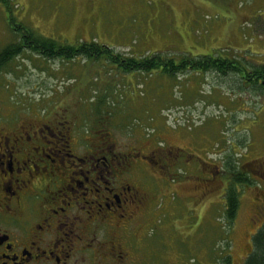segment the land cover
Wrapping results in <instances>:
<instances>
[{"label": "rangeland", "instance_id": "obj_1", "mask_svg": "<svg viewBox=\"0 0 264 264\" xmlns=\"http://www.w3.org/2000/svg\"><path fill=\"white\" fill-rule=\"evenodd\" d=\"M10 16L41 36L67 43L94 41L127 56L215 53L247 61L248 67L264 64V0H0V49L19 41ZM240 80L235 72L126 73L106 59L48 58L24 50L0 68V104L23 115L60 113L76 129H110L124 148L145 144L176 153L182 147L194 154L199 174L192 184L189 174L178 183L180 172L174 169L168 183L162 178V222L173 225L162 231V264H221L227 238L237 264L246 232L252 230L254 188L244 193L233 226L223 216L221 173L210 192L203 180L211 178L205 162L222 166L230 158L238 166L263 156V148L251 144L264 143V91ZM191 164L183 162V167L191 172ZM195 185L197 232L195 220L188 227L181 223L191 205L177 193Z\"/></svg>", "mask_w": 264, "mask_h": 264}, {"label": "flooded vegetation", "instance_id": "obj_2", "mask_svg": "<svg viewBox=\"0 0 264 264\" xmlns=\"http://www.w3.org/2000/svg\"><path fill=\"white\" fill-rule=\"evenodd\" d=\"M1 108L0 264H162V231L173 226L162 222V178L168 183L176 170L178 183L189 174L192 184L199 174L194 154L182 147L176 153L145 144L124 148L110 129H76L60 113L23 115ZM251 146L264 151V143ZM262 155L237 166L240 210L244 193L254 188L252 230L246 232L237 264H247L264 229ZM228 159L222 166L205 162L212 178L203 180L209 192L218 173L225 192L231 186L233 162ZM183 162L192 163L191 172ZM191 187L177 193L191 205L181 223L188 227L195 220L197 232L198 185ZM189 244L194 248V242ZM233 262L230 252L227 264Z\"/></svg>", "mask_w": 264, "mask_h": 264}, {"label": "trees", "instance_id": "obj_3", "mask_svg": "<svg viewBox=\"0 0 264 264\" xmlns=\"http://www.w3.org/2000/svg\"><path fill=\"white\" fill-rule=\"evenodd\" d=\"M9 20L13 31L19 36V41L15 45L9 44L0 49V68L2 70L6 69L7 64L11 62L16 53L20 54L24 50H30L48 58H63L67 60H73L77 57H84L88 60L106 59L117 70L126 73L145 72L152 74L154 72H163L167 75L175 76L186 70L197 72L215 71L219 74L235 72L241 76L240 81L249 78L255 90L264 91V64L248 67L247 63L249 64V62L247 61L243 62L238 58H224L222 55H215V53L200 56L188 54L181 58L165 55L166 53L163 52H155L154 54L150 52L144 56H127L94 41L80 43L59 42L54 38L39 35L37 31L24 24L16 25L14 18L11 16ZM104 116L106 115L99 117L102 118ZM108 117L111 119V116ZM238 171L237 164L234 162L233 164L231 163V172L233 174L232 184L225 192V208L223 213L227 222L233 226L238 217L241 205V191L238 186L241 180L239 179L238 175L240 173ZM227 239L228 248L230 249L229 238ZM256 244L257 246L247 264H264V229L256 237ZM229 249L227 255L223 256V262L221 264H224V262L227 264L230 253ZM215 262L217 264L218 260Z\"/></svg>", "mask_w": 264, "mask_h": 264}, {"label": "crops", "instance_id": "obj_4", "mask_svg": "<svg viewBox=\"0 0 264 264\" xmlns=\"http://www.w3.org/2000/svg\"><path fill=\"white\" fill-rule=\"evenodd\" d=\"M206 2H207V1H202V2H201V5H202L203 3H206ZM208 2H209L211 5L214 3V1H212V3H211L210 1H208ZM201 5H200V6H201Z\"/></svg>", "mask_w": 264, "mask_h": 264}]
</instances>
